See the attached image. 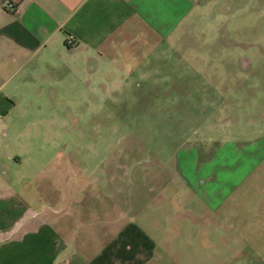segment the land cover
Returning <instances> with one entry per match:
<instances>
[{"label": "rangeland", "instance_id": "obj_1", "mask_svg": "<svg viewBox=\"0 0 264 264\" xmlns=\"http://www.w3.org/2000/svg\"><path fill=\"white\" fill-rule=\"evenodd\" d=\"M181 1L167 39L136 21L118 57L76 58L67 91L0 121V162L69 161L94 192L116 175L117 203L134 186L172 223L171 264H264V0Z\"/></svg>", "mask_w": 264, "mask_h": 264}, {"label": "crops", "instance_id": "obj_2", "mask_svg": "<svg viewBox=\"0 0 264 264\" xmlns=\"http://www.w3.org/2000/svg\"><path fill=\"white\" fill-rule=\"evenodd\" d=\"M186 9L181 0H0V121L40 104L43 91L48 100L58 85L67 91L76 58L118 57L125 36L141 39L136 21L167 39ZM12 166L13 176L0 162V264H171L173 225L141 204L134 186L117 203L124 187L113 188L117 176L104 170L94 192L92 171L69 161L43 168L16 158ZM166 187L150 182L149 196L163 201Z\"/></svg>", "mask_w": 264, "mask_h": 264}, {"label": "built area", "instance_id": "obj_3", "mask_svg": "<svg viewBox=\"0 0 264 264\" xmlns=\"http://www.w3.org/2000/svg\"><path fill=\"white\" fill-rule=\"evenodd\" d=\"M71 43H72V40L69 41V44H71Z\"/></svg>", "mask_w": 264, "mask_h": 264}]
</instances>
